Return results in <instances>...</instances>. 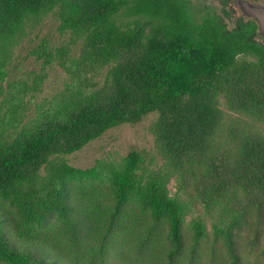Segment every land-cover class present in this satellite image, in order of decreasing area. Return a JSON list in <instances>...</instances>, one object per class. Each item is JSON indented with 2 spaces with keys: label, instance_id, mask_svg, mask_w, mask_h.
Instances as JSON below:
<instances>
[{
  "label": "rangeland",
  "instance_id": "1",
  "mask_svg": "<svg viewBox=\"0 0 264 264\" xmlns=\"http://www.w3.org/2000/svg\"><path fill=\"white\" fill-rule=\"evenodd\" d=\"M187 1L192 22L212 14L210 0ZM73 2L57 4L55 13L28 24L27 35L0 62V145L69 119L88 96L108 87L111 66H77L80 43L73 45L70 34L59 30L57 11ZM133 19L117 16L122 25ZM227 26L237 27L233 21ZM61 48H67L62 60ZM220 107L222 133L177 161L156 133L159 113L53 159L16 193L0 190V230L17 250L38 258L33 264H264V195L238 183L232 172L238 143L249 134L264 136V124L229 109L223 96ZM132 151L143 154L144 182L160 178L183 205L180 243L167 215H156L132 193L120 204L109 179L76 181L59 174L62 164L121 168ZM224 177L226 184L218 182ZM198 222L204 226L200 238Z\"/></svg>",
  "mask_w": 264,
  "mask_h": 264
},
{
  "label": "trees",
  "instance_id": "2",
  "mask_svg": "<svg viewBox=\"0 0 264 264\" xmlns=\"http://www.w3.org/2000/svg\"><path fill=\"white\" fill-rule=\"evenodd\" d=\"M65 1L0 0V62L27 35L28 24L55 13L56 5ZM188 4L74 0L71 6H61L59 30L70 34L73 45L80 43L77 66L90 70L111 66L108 87L88 96L69 119L48 123L21 140L2 142L0 190L16 193L53 159L79 152L108 130L137 124L152 113H159L156 133L174 161L207 148L222 133L221 96L229 109L264 124V45L256 39V22L245 20L230 28L212 13L194 23ZM121 13L133 21L119 24ZM66 51L58 50L57 58L62 60ZM236 150L238 166L232 170L236 181L264 195V136L249 134ZM142 162L143 154L132 151L121 168L102 171L62 164L59 174L76 181L109 179L120 204L132 193L156 215H167L173 240L180 243L183 205L169 196L160 178L144 182ZM226 181L224 177L218 182ZM195 228L202 237L201 222ZM36 259L13 247L0 230V264H33Z\"/></svg>",
  "mask_w": 264,
  "mask_h": 264
},
{
  "label": "flooded vegetation",
  "instance_id": "3",
  "mask_svg": "<svg viewBox=\"0 0 264 264\" xmlns=\"http://www.w3.org/2000/svg\"><path fill=\"white\" fill-rule=\"evenodd\" d=\"M212 5V13L217 16L226 26L228 22L233 21L236 26H239L241 22L245 20H254L253 18H247L242 15L239 7L236 3L237 0H210ZM250 3L264 4V0H244ZM208 8V7H207ZM210 15V14H208ZM257 24V22H256ZM257 38L258 41L264 45V39H261L258 35V24H257Z\"/></svg>",
  "mask_w": 264,
  "mask_h": 264
},
{
  "label": "water",
  "instance_id": "4",
  "mask_svg": "<svg viewBox=\"0 0 264 264\" xmlns=\"http://www.w3.org/2000/svg\"><path fill=\"white\" fill-rule=\"evenodd\" d=\"M236 3L243 16L256 20L258 35L264 39V4L250 3L244 0H237Z\"/></svg>",
  "mask_w": 264,
  "mask_h": 264
}]
</instances>
